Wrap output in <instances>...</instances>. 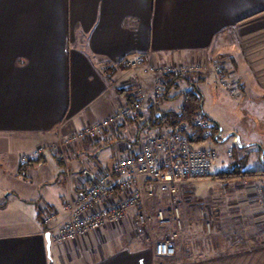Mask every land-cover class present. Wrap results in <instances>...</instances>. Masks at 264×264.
<instances>
[{"label": "crops", "instance_id": "1", "mask_svg": "<svg viewBox=\"0 0 264 264\" xmlns=\"http://www.w3.org/2000/svg\"><path fill=\"white\" fill-rule=\"evenodd\" d=\"M132 59L142 62L136 70L127 65ZM218 59L236 87L224 90L213 83L208 108L203 85L209 82L211 68L195 75L201 78L195 80L203 111L221 132L214 146L232 133L229 137L239 142L240 152H259L264 146V0H0V156L10 174L19 172L22 155H32L41 145L62 143L125 106L116 90L125 79L137 75L148 93L140 110L142 124L127 117L106 129L100 139L65 147V160L53 151L32 156L42 161L28 166L24 177L17 176L27 181L26 191L5 187L11 190L0 193V202L4 191L6 196L16 193L14 197L31 213L25 222L0 223V264H264V242L257 243L259 236L249 246H224L214 255L197 259L183 260V253L175 260L155 254L154 239L167 232L189 241L199 228L195 226L206 231L202 215L192 214L195 199L201 196L185 186L188 181L179 185L177 194L185 229L180 230L174 220L176 203L159 188L154 196L146 194L143 209L150 214L149 232L139 227L140 211L131 209L116 225L74 240L52 238L54 228L70 214L69 202L100 172L111 171L131 146L141 143L145 127L151 131L158 127L151 126L157 108L165 112L182 109L184 92L192 85L174 93L171 89L170 98L156 101L154 76L147 65ZM107 67L116 69L111 81ZM214 75L216 80V71ZM224 107L232 121L220 110ZM239 107L246 113L247 130L239 120L243 117L238 115ZM227 171L213 176L218 179V174ZM127 176L112 173L114 196L120 192L118 181ZM141 183L145 186L147 180ZM185 196L194 200L192 206L184 201ZM41 205L54 213L49 224L41 218ZM159 211L164 212L163 219L155 215ZM220 226L216 235L223 241L227 234ZM201 247L209 250L211 245L206 241Z\"/></svg>", "mask_w": 264, "mask_h": 264}, {"label": "built area", "instance_id": "2", "mask_svg": "<svg viewBox=\"0 0 264 264\" xmlns=\"http://www.w3.org/2000/svg\"><path fill=\"white\" fill-rule=\"evenodd\" d=\"M128 66L136 70L141 60H128ZM214 67L217 78L229 90L236 87L235 81L228 78L224 62L221 59L212 62L200 63H175L153 64L147 66L154 78V99L158 101L166 90V74L170 72L193 75L205 73ZM130 84L136 100V107H120L113 115L103 118L98 122L82 128L67 136L62 143L52 145L51 150L59 148L63 160L65 147H70L83 140H97L104 136L106 129L121 124L130 114L141 121V107L147 98L139 77ZM127 86V84H125ZM215 122L203 111L197 110L190 121L180 122L176 127L160 126L155 132L145 127V135L141 143L130 147V153L118 160L111 171H102L92 183L83 189L68 204L69 216L58 224L53 231L52 238L56 242L74 240L87 235L94 230L116 225L124 220L131 209H138L139 220H142V210L146 203V194L154 196L157 189H162L170 194L175 202L174 220L181 225V213L178 204L181 202L177 196L179 185L182 182L209 175L212 162L218 157L214 146L215 139L221 140L218 131L214 129ZM147 129V130H146ZM152 129V128H151ZM195 131H199L198 133ZM195 134L199 136L195 137ZM196 140H195V138ZM194 138V140H192ZM50 146L37 147L32 155H22V161H27L32 156H39ZM127 174L126 178L118 181L120 192L114 196L110 190L112 173ZM142 179L147 180L145 186ZM261 203L264 208V184L259 187ZM42 220L49 224L54 217L44 205H41ZM159 218H164V212H158ZM175 234L158 240L154 243V252L158 256L172 257L175 254Z\"/></svg>", "mask_w": 264, "mask_h": 264}, {"label": "rangeland", "instance_id": "3", "mask_svg": "<svg viewBox=\"0 0 264 264\" xmlns=\"http://www.w3.org/2000/svg\"><path fill=\"white\" fill-rule=\"evenodd\" d=\"M135 60V59H132ZM181 61L175 62H167L166 64H175L180 63ZM204 62V61H203ZM165 64V63H162ZM128 65V64H127ZM153 64H149L147 66H152ZM125 66V65H124ZM129 67V66H128ZM215 69L214 67L211 68V75H208L206 84L203 85V89L207 96V108L209 106V87L211 85L217 84L219 87L223 88L224 90H228L229 88L225 87L214 75ZM199 73H193V75H189L188 77L197 76ZM186 75V74H185ZM188 75V74H187ZM134 78H127L125 79L124 83L127 86L134 81ZM213 80V81H212ZM125 84L120 85L117 88L125 86ZM139 84L142 85V81L139 78ZM184 86H190L187 80H180L178 82L177 87L172 88V93H174L175 89H180ZM212 87V86H211ZM116 88V90H117ZM146 93L148 98V93L146 90H143ZM146 98V99H147ZM163 98V97H162ZM146 99L144 101H146ZM170 101V100H168ZM212 102V101H211ZM144 104V103H143ZM176 102L173 104L175 105ZM168 105H171L168 104ZM210 107V106H209ZM211 110V109H210ZM222 113L225 114L227 118H231L232 114L227 112L228 110L224 107V109H220ZM238 115L246 116L244 111H241L239 107ZM250 112H253L250 109ZM257 110V109H256ZM212 111V110H211ZM256 112V111H255ZM241 124L243 125V129L247 130L248 126L244 123V116L239 119ZM252 120V119H250ZM232 121V118L230 119ZM158 127H153V132L156 131ZM232 134V133H229ZM227 133L223 136L224 141L222 143H215L216 150L218 152V157L214 160L213 165L210 168L211 174L208 176H203L199 178H194L185 183L186 187H189L193 195H199L201 197H197L195 199L196 205L193 207L192 214L194 213L195 216L202 215L204 220V226L206 231L204 232L201 230L202 226L198 225L195 226L196 232H193L192 240L189 239L187 241V237H177L174 239L175 245V254L174 256L170 257V259H179V254L183 253L182 257L183 260H191L197 259L201 256H211L218 253L224 246L228 249H233L235 247H245L249 246L250 243L254 244V241L251 240L255 236H259L257 243L264 242V208L261 203L260 194H259V187L264 184V178L262 179H251L248 177H241L232 181L225 180V179H216L213 175L218 173L219 171L229 170L232 172L248 169L249 167H264V146L259 148V152H247L246 154L239 151V142L234 143L233 138L226 137ZM248 143V142H247ZM250 143V142H249ZM258 143V142H257ZM246 145V144H244ZM257 145H260L259 143ZM43 146H50V149H46L43 152H50L53 151L56 153L55 156H59L57 154H61L59 148H55L51 150V146L49 144H45ZM234 152V154L232 153ZM232 153V154H231ZM43 154V153H42ZM62 158V157H61ZM63 159V158H62ZM118 160V159H117ZM22 161V159H21ZM24 162V161H22ZM229 162H232L229 164ZM7 162L5 158L0 156V193L3 190H11L5 187H12L17 191H26L24 187L27 184L25 179L20 180L17 176H21L19 172L17 174H10L9 171L6 170ZM257 180V183H251L252 181ZM248 181V182H247ZM253 185V186H252ZM28 186V185H27ZM186 193V192H185ZM7 192L5 191L2 193L3 200L0 202V223L3 224H16L25 222L30 217V208L19 201L17 197H14L16 193H11L10 195L6 196ZM222 195V198H217L216 196ZM203 196V197H202ZM187 198V196H185ZM245 197V199L243 198ZM209 198V199H207ZM245 200L243 205H240V199ZM216 200H219V203H216ZM187 201L190 206L192 201L191 198L184 199ZM215 201V202H214ZM208 202L211 204V209L209 208ZM220 207H219V205ZM223 204V205H221ZM216 205L218 207H216ZM215 207V208H214ZM207 208V210L205 209ZM50 209V208H49ZM182 210V208H181ZM182 212V211H181ZM207 212V214H205ZM142 220H139L140 224L139 227L145 229L149 232V220L150 214L146 212V210H142ZM155 215H158V213ZM205 215V216H204ZM182 216V214H181ZM176 223V222H175ZM1 224V225H3ZM177 224V223H176ZM221 224V229L225 230L226 237H224L223 241L217 237L216 233L219 231V225ZM177 227L182 230L185 229V224L183 221V217H181V225H177ZM175 234V233H174ZM171 232H167V234L158 239L155 238L153 243L158 240L165 239L171 236ZM186 237V239H185ZM208 241L211 245L209 250L203 249L202 244ZM224 248V249H225ZM203 249V250H202ZM170 264L169 262H166ZM162 264H165L162 262Z\"/></svg>", "mask_w": 264, "mask_h": 264}, {"label": "trees", "instance_id": "4", "mask_svg": "<svg viewBox=\"0 0 264 264\" xmlns=\"http://www.w3.org/2000/svg\"><path fill=\"white\" fill-rule=\"evenodd\" d=\"M107 72V78L111 81L112 76L116 72V69L113 67H107L105 70ZM200 75V74H199ZM198 76V75H197ZM200 81L201 78H196V76L188 77L187 75L183 73H176V72H170L166 74V90L163 98H170L169 93L173 87L178 86L179 80H187L189 84L192 85V87L184 92V102L182 105V109L180 111H163L160 108H157L152 116L151 121L153 122L151 126H169V127H176L180 122L183 121H190L192 116L197 112L199 109H203V97L202 93L197 89L196 87V80ZM117 92L120 96H122L125 100L126 106L129 107L131 110H134L136 107V100L133 93V88L131 86H123L120 88H117ZM160 113V115H157ZM129 118H135L133 113L128 116ZM218 124H214V129L218 131ZM199 132V131H195ZM195 137L198 138L197 134H195ZM194 137V138H195ZM194 138L192 140H194ZM195 138V140H196ZM36 161H42L40 158H29L27 161L22 162L20 168H19V174L21 176H25V171L27 170V167L32 165ZM59 161V159H58ZM60 162V161H59ZM218 179H225V180H235L241 177H248L251 179H262L264 178V168H259L255 170H249V171H227L222 172L216 176Z\"/></svg>", "mask_w": 264, "mask_h": 264}, {"label": "water", "instance_id": "5", "mask_svg": "<svg viewBox=\"0 0 264 264\" xmlns=\"http://www.w3.org/2000/svg\"><path fill=\"white\" fill-rule=\"evenodd\" d=\"M157 115H160V113H158ZM220 130H221V128H220ZM230 135H231V134H229L228 136H230ZM218 136H221V132L218 133L217 137H218ZM228 136H227V137H228Z\"/></svg>", "mask_w": 264, "mask_h": 264}]
</instances>
